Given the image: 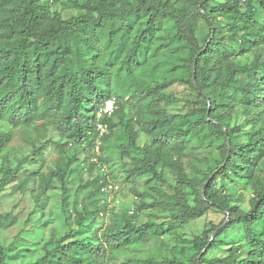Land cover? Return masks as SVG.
Instances as JSON below:
<instances>
[{
  "label": "trees",
  "instance_id": "obj_1",
  "mask_svg": "<svg viewBox=\"0 0 264 264\" xmlns=\"http://www.w3.org/2000/svg\"><path fill=\"white\" fill-rule=\"evenodd\" d=\"M59 1L0 0V119L21 131L30 146L19 158L8 147L13 132L0 131V191L16 181L22 194L37 193L34 202L42 206L40 196L52 188L57 175L65 196L62 211L69 222L66 176L68 171L79 172L78 166L69 169L76 152L100 160L102 150L115 139L113 129L121 128L126 147L135 154V177L149 175L166 184L165 169L176 174L175 183L164 185L165 190L156 188L159 203L174 211L175 222L196 220L213 209L230 218L215 237L213 233L226 220L211 224L195 240L179 239L171 255L139 259V263L264 264V231L260 230L264 224V58L252 51L259 44L258 33H251L238 47H223L220 34L239 11V0H223L207 8L203 0L198 5L197 14L216 33V40L208 37L191 62L186 47L170 48L166 36L173 17L189 23L188 10L195 0H163L155 11L153 5L143 11L137 6L126 26L114 28L104 22L123 19L115 12L85 20L80 8L93 6L92 0L79 6L76 0H65L78 10L69 17L55 7ZM257 2L264 7V0ZM260 28L264 30V22ZM175 84L194 92L197 106L192 111L170 113L162 106L178 100L166 92ZM113 99L115 109L104 112L103 101ZM100 125L106 126L105 132ZM137 127L148 136L143 145ZM49 129L57 133L56 139ZM49 144L61 154L55 167L43 172L37 166L27 175V161L42 158ZM70 150L75 152L65 160ZM89 164L97 167L98 162ZM107 182L106 176L99 175L98 191ZM238 184L250 192L248 205L242 203L244 194L237 190ZM8 215L0 212V233ZM85 217L79 214L77 227L51 240L50 247L47 243L45 254L35 263L20 264H107L108 249H137L141 241L158 239L166 232V222L138 223L136 216L124 215L123 221L99 236ZM225 246V255H210ZM9 249L0 239V264H15Z\"/></svg>",
  "mask_w": 264,
  "mask_h": 264
},
{
  "label": "rangeland",
  "instance_id": "obj_2",
  "mask_svg": "<svg viewBox=\"0 0 264 264\" xmlns=\"http://www.w3.org/2000/svg\"><path fill=\"white\" fill-rule=\"evenodd\" d=\"M55 7L63 11L67 17L70 16L72 10L78 13L77 9H73L72 4L65 0L55 3ZM166 92L178 99L175 102L162 103V106L170 113H188L197 106L195 94L187 86L175 84L169 87ZM112 101L114 102V99ZM114 109L115 105L112 110ZM115 120L119 119L115 118ZM102 126L106 130V126ZM137 129L140 134L139 143L143 145L148 136L139 127ZM0 131L13 132V138L8 143V147L11 153L19 158L22 157L24 149H30V146L23 141L21 131L14 129L8 120L0 119ZM50 131V135L56 139L57 133ZM113 131L115 139L112 146H107L102 150L100 157L102 161L97 160L96 157L91 160L86 152L80 151L76 152L77 159L69 166V169L78 166L79 170L78 173L68 171L66 176L69 192L67 210L71 213L69 222L65 219L62 211L65 196L62 181L57 175L50 183L52 188L40 196L43 200L42 206H38L34 202L37 193L35 195L30 192L22 194L17 188L16 181L12 182L4 191L2 190L3 192L0 191V212L9 214L6 221L8 222L7 226L1 230L0 239L6 247L10 248L8 252L13 254V263L20 264L22 261L35 263L45 254L47 243L50 247L51 240L57 241L65 232L77 227V216L83 213L88 217L85 223L92 222L91 230L99 236H102L113 225L123 221L124 215L136 216L138 223L150 221L161 224L166 222L164 234L158 239L141 241L138 246L136 245L137 249L128 246H124L122 249H108L105 258L107 264H143L138 260H147L152 257L162 259L165 255H171L170 251L179 239L195 240L198 236H203V232L211 224L219 225L227 220L225 213L213 209L196 220L186 223L175 222L173 220L174 211L162 207L159 203L161 197L156 188L165 190L168 184L176 182V174L166 168L165 178L168 181L166 184L152 180L149 175L141 178L135 177L132 172L135 154L126 147L127 140L121 137V128H115ZM41 133L43 138H47L48 133L43 128ZM122 142L125 143L124 146L121 144ZM74 152L73 150L66 152L63 158L67 160L68 155ZM42 155V158L27 161V164L30 165L29 170L26 171L27 175L34 173L37 166H42L43 172H49L55 167V160L61 157L60 152L52 144L47 145ZM91 161L98 162L97 167L89 164ZM101 174L106 176L108 182L101 188V191H98L96 180ZM190 175L192 174L190 173ZM41 182L38 178V184ZM237 190L244 194L242 203L248 205L251 195L246 186L238 184ZM153 201L155 204L152 207H145V204H152ZM260 230L264 231V224L260 226ZM70 240H73V237L68 241ZM226 252V246L219 247L210 255H225ZM175 253L180 255L181 246Z\"/></svg>",
  "mask_w": 264,
  "mask_h": 264
},
{
  "label": "clouds",
  "instance_id": "obj_3",
  "mask_svg": "<svg viewBox=\"0 0 264 264\" xmlns=\"http://www.w3.org/2000/svg\"><path fill=\"white\" fill-rule=\"evenodd\" d=\"M77 6L88 4L89 0H76ZM203 3V0H195L192 7L188 10V24L178 22L175 17L170 21L169 31L166 36V42L171 41L168 45L176 47L183 44L189 52V62L194 60L196 53L201 51L203 43H207L208 37H212L213 42L216 40V33L211 31V27L206 23L205 19L197 14L198 5ZM213 3H223V0H207L205 8L211 7ZM93 6L80 8V13L85 20L88 18L97 19L101 17L104 12H115L119 17L118 23H112L107 20L104 24L107 27H120L126 26L129 22L128 15L134 13L137 6L143 11L147 9L149 5H153L152 11L160 7L163 4V0H92ZM99 5V7L95 6ZM239 11L235 12L233 19L228 21V28L217 29L224 36V40L221 42L223 47L231 45L232 47H238L245 44L251 33H258L257 39L259 40L258 46L252 48L253 52L261 55L264 58V30H261L260 23L264 22V7L257 0H239ZM150 14V13H149ZM205 16L207 13L205 12ZM66 18V17H62ZM209 19H211L209 17ZM223 19V18H220ZM214 22V21H213ZM183 24V38L178 36ZM191 25L192 30H189ZM231 29V30H229ZM107 104V100L103 101Z\"/></svg>",
  "mask_w": 264,
  "mask_h": 264
},
{
  "label": "built area",
  "instance_id": "obj_4",
  "mask_svg": "<svg viewBox=\"0 0 264 264\" xmlns=\"http://www.w3.org/2000/svg\"><path fill=\"white\" fill-rule=\"evenodd\" d=\"M107 104H105V108L104 111L105 112H110L113 109V101L112 100H107ZM102 125H100V128L102 129V131H105V128Z\"/></svg>",
  "mask_w": 264,
  "mask_h": 264
},
{
  "label": "water",
  "instance_id": "obj_5",
  "mask_svg": "<svg viewBox=\"0 0 264 264\" xmlns=\"http://www.w3.org/2000/svg\"><path fill=\"white\" fill-rule=\"evenodd\" d=\"M230 218L229 216L227 217V220L226 222L218 229L216 230L214 233H213V237H215L217 234H219L221 232V230L226 226V224L229 222Z\"/></svg>",
  "mask_w": 264,
  "mask_h": 264
}]
</instances>
